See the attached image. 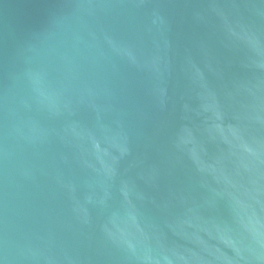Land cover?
Here are the masks:
<instances>
[{"label": "water", "instance_id": "obj_1", "mask_svg": "<svg viewBox=\"0 0 264 264\" xmlns=\"http://www.w3.org/2000/svg\"><path fill=\"white\" fill-rule=\"evenodd\" d=\"M0 264H264V0H0Z\"/></svg>", "mask_w": 264, "mask_h": 264}]
</instances>
